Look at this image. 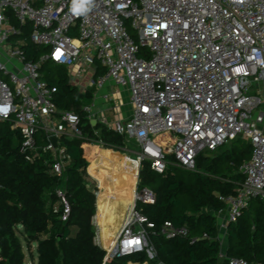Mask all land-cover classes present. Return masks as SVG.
Returning a JSON list of instances; mask_svg holds the SVG:
<instances>
[{"label":"built area","instance_id":"obj_1","mask_svg":"<svg viewBox=\"0 0 264 264\" xmlns=\"http://www.w3.org/2000/svg\"><path fill=\"white\" fill-rule=\"evenodd\" d=\"M71 7L72 0H0V122L20 131L24 152L58 150L53 172L60 176V140L83 136L81 117L59 112L57 87L42 79L41 64L65 67L68 84L81 93L110 85L101 100L113 112L122 104L115 94L129 92L130 116L111 125L94 103L81 106L90 124L95 120L124 137L125 148H138L122 149L138 163L136 193L104 263L144 255L146 261L129 264H162L154 263L155 224L137 207L155 202L151 190L137 186L142 163L157 174L170 165L195 171L199 155L238 138L250 142V159L240 168L244 181L234 195L219 197L226 204L215 214L223 245L222 233L242 210L253 199L264 203L263 98L254 90L264 86V0H83L80 12ZM26 43L45 48L38 61L28 59ZM41 134L45 146L38 144ZM57 196L67 221L70 205L62 191ZM161 233L168 239L190 235L171 222ZM228 264L260 263L231 258Z\"/></svg>","mask_w":264,"mask_h":264},{"label":"trees","instance_id":"obj_2","mask_svg":"<svg viewBox=\"0 0 264 264\" xmlns=\"http://www.w3.org/2000/svg\"><path fill=\"white\" fill-rule=\"evenodd\" d=\"M23 49L31 61H38L45 51L31 43H26ZM40 73L42 79L57 87L55 101L59 112L73 110L80 114L83 136L61 138L59 149H63L64 171L58 176L53 172L58 150L24 152L20 131L13 130L10 121L0 122V264H28L27 257L30 264L146 261L144 255H133L104 263L106 251L96 242L98 234L111 252L124 208L130 203L131 188L123 177L131 166V158L113 151L125 148L124 137L105 125L90 124L81 106L93 103L94 90L81 93L70 86L65 67L45 62ZM91 143H101L102 148ZM38 144H47L42 134L38 136ZM251 153L250 142L238 138L215 152L199 155L195 171L170 165L165 174H157L150 164L142 163L139 189L151 190L155 202L140 203L137 207L155 224L154 263L228 264L231 258H242L264 264L262 201L253 199L228 226L224 250L215 216L226 208L219 197L234 195L237 184L244 181L240 168ZM133 164L137 166L136 161ZM89 174L98 181L99 191ZM59 190L70 205L67 221L61 219L63 205L57 196ZM94 217L97 227L93 224ZM165 222L176 228L186 226L190 235L166 238L161 233ZM203 234L208 239L200 238ZM195 237L200 239L192 243L191 238Z\"/></svg>","mask_w":264,"mask_h":264},{"label":"crops","instance_id":"obj_3","mask_svg":"<svg viewBox=\"0 0 264 264\" xmlns=\"http://www.w3.org/2000/svg\"><path fill=\"white\" fill-rule=\"evenodd\" d=\"M110 90H111V86L109 85L107 87H104L101 90L94 91L93 103L95 105V113H97L98 115L100 114L102 116H105L108 119L109 124L111 125L114 123L115 120L128 118L131 114V111H132V104L130 101L129 92L126 89H119V92L117 94H115V98L120 99L122 101V104L119 106L118 111L113 112L111 110L112 107L110 105L104 104L101 100V96ZM254 90L257 91L258 93H260L262 98H263V105L261 106L262 107L261 111L264 112V86L259 85ZM100 104L104 106L103 110L96 111V107ZM263 129H264V127H263ZM220 223H221V220L218 221V224H220ZM98 238L100 241L99 236H98ZM222 242H223L222 248L224 250L226 247V239L222 240ZM99 245L101 246L100 242H99Z\"/></svg>","mask_w":264,"mask_h":264},{"label":"rangeland","instance_id":"obj_4","mask_svg":"<svg viewBox=\"0 0 264 264\" xmlns=\"http://www.w3.org/2000/svg\"><path fill=\"white\" fill-rule=\"evenodd\" d=\"M103 108H104V106L103 105H98L97 107H96V111H98V110H103ZM260 109H262V107L260 108ZM226 148H229V147H226ZM225 148V149H226ZM125 149H129V150H132V151H137L138 152V148H136L134 145H132V144H127V147L125 148ZM112 150V149H111ZM113 151H115V152H118V153H120V155H126L123 151H117V150H113ZM132 157H135V155L134 154H132L131 155ZM131 161V166L129 167V169H128V173L126 174V175H124V177H123V181H124V183L126 184V186L127 187H130V188H132V186H133V184L136 182V179H137V166H135L134 164L132 165V163H135V161L134 160H130ZM88 166H89V164H88ZM89 173V172H88ZM89 176L92 178V180H94L95 181V183H96V186H97V189H98V191L100 190L99 189V183H98V181L96 180V179H94L90 174H89ZM138 187H139V185H137ZM127 208H128V206H126ZM124 208V206L122 207V208H124V210L126 209L127 210V208ZM94 226L95 227H97L96 226V220L94 219ZM226 232L224 231L223 233H222V239L223 240H225L226 239ZM98 235V234H97ZM97 240L98 241H96V242H99V238H98V236H97ZM34 248V247H33ZM34 250H35V248H34ZM35 252V251H34ZM35 254V263L37 262V256H36V253H34ZM27 263L28 264H30V259L27 257Z\"/></svg>","mask_w":264,"mask_h":264},{"label":"bare ground","instance_id":"obj_5","mask_svg":"<svg viewBox=\"0 0 264 264\" xmlns=\"http://www.w3.org/2000/svg\"><path fill=\"white\" fill-rule=\"evenodd\" d=\"M136 163H137V162H136ZM137 167H138V163H137ZM137 169H138V168H137ZM136 184H137V180H136V182L133 184V186H132V188H131V192H130V203H129V206H128L127 210L125 211V214H124L123 219L121 220V226H120L119 232H118L117 235H116V239H117V237H118V235H119V233H120V231H121V229H122V227H123V225H124V222H125V220H126L128 214H129L130 210H131L132 207H133L134 198H135V193H136ZM99 242H100L101 246H102L104 249H106V248L104 247V245H105L104 241H102V240L100 239ZM106 250H108V249H106ZM108 251H109V250H108Z\"/></svg>","mask_w":264,"mask_h":264},{"label":"clouds","instance_id":"obj_6","mask_svg":"<svg viewBox=\"0 0 264 264\" xmlns=\"http://www.w3.org/2000/svg\"><path fill=\"white\" fill-rule=\"evenodd\" d=\"M83 8V0H72V7L70 11L80 12Z\"/></svg>","mask_w":264,"mask_h":264},{"label":"water","instance_id":"obj_7","mask_svg":"<svg viewBox=\"0 0 264 264\" xmlns=\"http://www.w3.org/2000/svg\"><path fill=\"white\" fill-rule=\"evenodd\" d=\"M91 124H92V126H96L97 125V122L95 121V120H93L92 122H91ZM51 143H52V145L54 146V147H56L57 146V139L55 138V137H52L51 138ZM104 249V248H103ZM105 250V249H104Z\"/></svg>","mask_w":264,"mask_h":264}]
</instances>
